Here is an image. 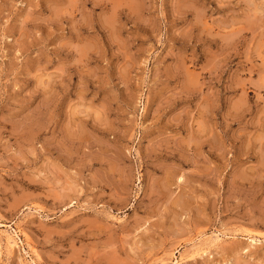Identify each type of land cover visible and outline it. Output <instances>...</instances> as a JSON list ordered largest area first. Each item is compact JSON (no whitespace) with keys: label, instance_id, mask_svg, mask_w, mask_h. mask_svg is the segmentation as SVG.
Wrapping results in <instances>:
<instances>
[{"label":"rangeland","instance_id":"obj_1","mask_svg":"<svg viewBox=\"0 0 264 264\" xmlns=\"http://www.w3.org/2000/svg\"><path fill=\"white\" fill-rule=\"evenodd\" d=\"M0 264H264V0H0Z\"/></svg>","mask_w":264,"mask_h":264},{"label":"bare ground","instance_id":"obj_2","mask_svg":"<svg viewBox=\"0 0 264 264\" xmlns=\"http://www.w3.org/2000/svg\"><path fill=\"white\" fill-rule=\"evenodd\" d=\"M208 33V32H207ZM211 35V34H210ZM225 41V40H224ZM191 76V75H190ZM190 81V80H189ZM208 140V139H207Z\"/></svg>","mask_w":264,"mask_h":264}]
</instances>
